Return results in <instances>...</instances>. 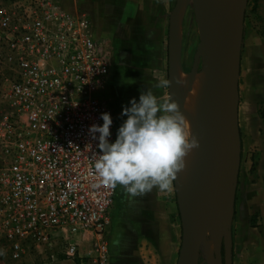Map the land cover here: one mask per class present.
<instances>
[{
	"label": "built area",
	"instance_id": "1",
	"mask_svg": "<svg viewBox=\"0 0 264 264\" xmlns=\"http://www.w3.org/2000/svg\"><path fill=\"white\" fill-rule=\"evenodd\" d=\"M111 66L108 44L59 0L0 6V250L12 262L32 250L109 264L117 188L98 185L88 130L107 112L116 138L115 116L96 97ZM86 233L92 249L80 256L74 239Z\"/></svg>",
	"mask_w": 264,
	"mask_h": 264
},
{
	"label": "crops",
	"instance_id": "2",
	"mask_svg": "<svg viewBox=\"0 0 264 264\" xmlns=\"http://www.w3.org/2000/svg\"><path fill=\"white\" fill-rule=\"evenodd\" d=\"M59 0L61 7L73 14L84 15L90 24L92 37L108 44L112 59V74L103 89L96 94L102 101L112 96L113 73L131 68L135 57L139 60L138 73L141 90L146 89L148 73L155 72L158 79L168 78L170 66L174 77H192L180 69L183 21L189 0ZM95 4L89 19L87 11ZM111 17L99 24L101 12ZM103 21V20H102ZM245 43V41H244ZM130 64V65H127ZM241 64V62H240ZM202 74L200 71L197 75ZM239 116V110H238ZM240 121V119H239ZM239 123V122H238ZM240 125V124H239ZM247 125V124H246ZM252 135L242 133L243 154L239 158L235 201L225 222L223 236V264H264V123L254 122ZM261 127V128H260ZM260 129L263 137L259 136ZM117 133V132H116ZM248 137H252V142ZM255 152L257 154H250ZM256 162L251 173V158ZM240 165V166H239ZM149 192L124 199L123 214L114 223V210L106 228L109 264H178L181 231L178 223L156 210L150 204ZM159 206L160 205H157ZM177 211L180 214L177 206ZM181 226V223H180ZM74 241L80 256L92 249V236L88 233ZM61 263L79 264L64 260Z\"/></svg>",
	"mask_w": 264,
	"mask_h": 264
},
{
	"label": "water",
	"instance_id": "3",
	"mask_svg": "<svg viewBox=\"0 0 264 264\" xmlns=\"http://www.w3.org/2000/svg\"><path fill=\"white\" fill-rule=\"evenodd\" d=\"M189 1L193 7L200 35V43L190 74L196 73L197 63L201 58L199 50L206 44L211 29L221 28L225 34V41L222 58L207 93L208 99L202 113L205 119L210 114H216L217 122L211 128L206 140L205 163L201 172V183L184 208L180 206L177 200L181 223L178 264H198L201 249V236L197 233L198 215L203 208L206 209L209 216L213 262L214 264H223L225 222L235 200L238 160L240 158L238 84L246 0H242L241 4H233L227 0ZM173 73L174 68L170 66L168 73V79L171 81L169 91L172 99L180 105L181 99L173 84ZM233 143H236L237 146V159L229 167L226 165V159L229 147ZM222 181L227 182V188H225L226 196L224 200L220 201L219 187Z\"/></svg>",
	"mask_w": 264,
	"mask_h": 264
},
{
	"label": "clouds",
	"instance_id": "4",
	"mask_svg": "<svg viewBox=\"0 0 264 264\" xmlns=\"http://www.w3.org/2000/svg\"><path fill=\"white\" fill-rule=\"evenodd\" d=\"M176 83L184 86L187 81L179 76ZM170 84L162 76L123 106L120 115L126 119L114 141L110 142V113L101 114L102 124L89 127L92 139L98 141L93 165L98 185L122 186L130 198L153 188L171 189L173 179L186 166L185 157L199 147V140L190 136L187 119L171 97Z\"/></svg>",
	"mask_w": 264,
	"mask_h": 264
},
{
	"label": "rangeland",
	"instance_id": "5",
	"mask_svg": "<svg viewBox=\"0 0 264 264\" xmlns=\"http://www.w3.org/2000/svg\"><path fill=\"white\" fill-rule=\"evenodd\" d=\"M10 5L11 0H0V6ZM93 8H95V4H91V11H87L89 19H91L92 21L95 20V17L92 14ZM97 8L98 12H101L99 24H105V20H110L111 17L105 15V10L101 8V5H98ZM199 43V28L194 16L192 4L189 1L188 8L186 10V14L183 21V41L181 46L180 62V69L185 74L191 73V69L194 65V57L197 53ZM206 49L207 48H203L202 46L199 50L202 60L201 58H199L197 63V69L195 71L196 73L192 75L196 76V74H198L203 69L205 64L204 51ZM240 62V77L238 84V127L240 136L239 154L241 161V156L243 154V149L241 147L242 133H244V135L245 133H247L251 136L252 132L256 129L254 122L264 123V0H246L244 9V35ZM139 64V60H137V58L135 59L134 57L131 61V68L121 69V72L113 73V77L117 76V82L113 83L114 88L112 90V96L107 101H105V104L109 107V109L115 116L117 130L122 124L123 120L126 119V117H121L120 115L123 106H128L129 101L132 98H139L142 83V80L138 73ZM110 74H112V66L110 69ZM163 77H166V73ZM157 80L158 75L155 72L148 73L146 88L151 86V84H153ZM160 92L162 93L163 90H160ZM176 92L178 94V90ZM179 107L180 109H182V100ZM259 136L263 137L261 129ZM248 139H250L252 142L253 138L248 137ZM250 154L254 156V154L257 153L251 152ZM251 159L252 173L255 170L256 162L253 157ZM238 183L239 178H237V184ZM226 186L225 188H227ZM116 188L117 193L114 199L113 207L110 210V214L114 210V223L116 222L117 224L119 217L123 214L122 209L124 205V199L129 197V195L126 193L122 186L118 185ZM149 197L151 198V200L149 201L150 204L153 205L156 210H163L162 214L164 216H168V221H172L173 219L176 223H178L179 229L181 231L179 215L177 211V195L174 179L172 181L170 190L161 191L158 188H153L149 192ZM156 204L160 205V207L156 206ZM228 216H230V213ZM207 229L209 232L204 234V242L202 243L203 245L201 244V249L199 251L198 264H214L209 227ZM203 248L205 249L203 250ZM62 257L63 256L58 253H48L43 256L40 253L28 250V252L18 262H12L7 256V254L3 253V255H0V264H59V261H63Z\"/></svg>",
	"mask_w": 264,
	"mask_h": 264
},
{
	"label": "bare ground",
	"instance_id": "6",
	"mask_svg": "<svg viewBox=\"0 0 264 264\" xmlns=\"http://www.w3.org/2000/svg\"><path fill=\"white\" fill-rule=\"evenodd\" d=\"M227 1L233 4H241L242 0ZM224 41L225 34L221 28L211 29L207 42L203 46V48L207 49L204 51L205 64L201 70L202 74L197 76H192L191 74L192 77L181 76L187 81L184 86L176 83V79L179 78L178 76L173 79L174 87L176 91L178 90V95L182 100V109L180 111L187 119L189 134L199 140V147L193 149L185 157L186 166L182 171L177 173V177L174 179L177 200L182 208L188 204L201 183V172L205 163L206 140L211 128L217 122L216 114H210L205 119L202 113L208 99L207 93L212 85L218 64L222 58ZM236 159L237 146L236 143H233L228 150L226 165L231 167L236 162ZM226 185L227 182L222 181L219 187L220 201L224 200L226 196ZM209 226V216L206 213V209L203 208L198 215L197 227V233L201 236V244L204 242V234L209 232L207 229Z\"/></svg>",
	"mask_w": 264,
	"mask_h": 264
}]
</instances>
